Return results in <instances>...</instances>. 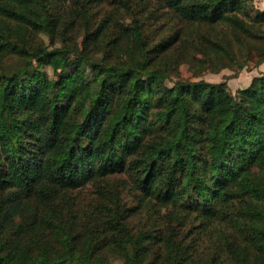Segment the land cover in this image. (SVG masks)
I'll return each instance as SVG.
<instances>
[{
	"label": "trees",
	"instance_id": "16d2710c",
	"mask_svg": "<svg viewBox=\"0 0 264 264\" xmlns=\"http://www.w3.org/2000/svg\"><path fill=\"white\" fill-rule=\"evenodd\" d=\"M58 1L84 25L74 57ZM133 1L142 2L117 0L130 23L102 50L112 23L89 15L103 0H0L12 22L0 60H18L0 70V264H264V70L235 95L225 81L174 75L188 46L219 68L264 64V10L253 0H148L210 30L156 40ZM11 34L63 47L28 49ZM120 187L139 192L137 206L120 202ZM83 188L101 198L104 238L77 233L58 203ZM145 202L158 209L134 231ZM188 225L216 249L208 260L188 244Z\"/></svg>",
	"mask_w": 264,
	"mask_h": 264
},
{
	"label": "rangeland",
	"instance_id": "374dc122",
	"mask_svg": "<svg viewBox=\"0 0 264 264\" xmlns=\"http://www.w3.org/2000/svg\"><path fill=\"white\" fill-rule=\"evenodd\" d=\"M141 5V6H140ZM67 3L64 5L63 2L58 1L54 4L53 9L55 14L59 11L60 26L64 32H66L65 41L68 44L71 57L78 53L81 49V41L84 25L80 17L76 15V12L66 9ZM117 5V0H103L102 3L91 7V15H89V24L103 18H109L112 23L113 29L108 32L106 39L102 43V50H107L106 44L109 39H112V34H116L117 28L125 23H130V15L124 8ZM131 8L135 15L139 18L140 22H143V29L149 35L150 38L158 39L169 36L175 33L178 28H182L184 34L193 36L194 41H199L202 35L208 36L210 30L203 28L199 25L188 26L184 23L179 22L172 12L161 5L156 4L154 1L142 0L141 4H136L133 1ZM254 10H264V0H253ZM7 25H12L11 21L0 16V31L3 32ZM11 39L19 43V41L25 42V46L28 49H33L36 46L44 47L48 50L54 48H62L63 42L60 38L50 40L47 36L29 35L24 39H19L18 36L11 34ZM202 39V38H201ZM192 50L188 54V58L178 65L177 71L174 75L175 78L187 79L190 81L204 80L210 83H218L225 81L227 90L230 94L235 95L239 89L245 88L249 85L252 78L259 76L260 72L264 70V64L257 65L255 62H249L243 68H239L238 65L228 62L229 66L219 68L208 63L203 56L198 55L193 46H188ZM101 56L100 54H98ZM17 58L0 60V70L4 64H17ZM238 64V63H237ZM44 70L48 73L51 78L53 73L48 67H44ZM75 71V68L69 69ZM173 78L172 80H175ZM171 82H168L170 84ZM127 178L126 176H124ZM122 177H113L109 180V184L119 183V179ZM124 179V178H123ZM92 188H83L81 190L69 191L60 196L58 203L65 209V214H70L69 218H72L71 224L76 228V232L85 235H94V240L100 236L108 235L106 224L103 222V215L100 212L101 198L94 192ZM119 198L120 202L126 206H137L139 203L140 195L139 192L133 189L124 190L120 187ZM144 202V201H141ZM44 207H41L43 210ZM158 207L153 206L145 202L140 209L138 214L135 215L130 221V226L136 231L141 224L150 225V214L152 211L157 210ZM191 228L188 234V244L192 245L194 242L197 252L202 250L203 258L208 260L211 255L215 252V248H207L203 235L197 236V229H193V225H188ZM199 239V241H197ZM105 241L100 242V246L104 245ZM107 248H104L103 252H106ZM194 249V250H195ZM112 258L111 256H109ZM118 260V259H117Z\"/></svg>",
	"mask_w": 264,
	"mask_h": 264
}]
</instances>
